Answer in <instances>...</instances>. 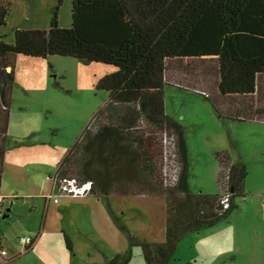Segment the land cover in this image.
Returning <instances> with one entry per match:
<instances>
[{
  "label": "trees",
  "instance_id": "obj_1",
  "mask_svg": "<svg viewBox=\"0 0 264 264\" xmlns=\"http://www.w3.org/2000/svg\"><path fill=\"white\" fill-rule=\"evenodd\" d=\"M60 3L57 0L50 10L47 29L15 28L12 44L0 36V183L16 57L56 55L84 65L112 66V72L95 85L107 93V99L53 177L74 179L77 184L91 182L89 193L101 200L124 236L126 249L106 264H128L136 246L144 264H168L185 236L214 227L236 210L234 200L246 195L247 168L240 159L232 160L236 148L229 141V149L214 154L220 193L203 194L189 188L182 127L163 112V88L169 84L166 66L168 70L170 62L182 59H214L217 92L233 98L229 104L236 111L235 120L264 122V108H257L253 100L258 79L264 77V0H70L66 28L58 23ZM8 6L0 0V27L5 25ZM164 133L173 137L180 163L177 181L170 187H164L161 172ZM73 158L76 171L67 174ZM223 193L229 195L226 209L218 202ZM139 194L164 197L162 242L134 237L108 203L109 195ZM64 242L71 251L66 235Z\"/></svg>",
  "mask_w": 264,
  "mask_h": 264
},
{
  "label": "rangeland",
  "instance_id": "obj_2",
  "mask_svg": "<svg viewBox=\"0 0 264 264\" xmlns=\"http://www.w3.org/2000/svg\"><path fill=\"white\" fill-rule=\"evenodd\" d=\"M3 1L9 6L0 36L8 44L13 43L15 28L47 29L50 10L57 5V0ZM69 1L58 5V23L64 28L70 25ZM112 70L109 65H84L56 55L16 57L0 184V237L5 259L15 256L7 264H100L103 257L94 245L107 258L120 247L126 249L124 236L102 203L99 213L91 194H60L51 190L49 180L107 99V93L95 85ZM164 76L169 84L163 88V112L182 127L189 188L217 194L214 154L229 149V141L237 151L231 153L232 160L240 159L247 168L246 195L234 200L236 210L214 227L185 236L168 264H264V123L235 120L236 111L229 104L233 98L217 92L212 58L172 61ZM253 100L257 108H264V77L258 79ZM175 153L178 160L177 148ZM76 164L73 158L67 174L76 171ZM176 164L179 175V160ZM66 198L71 208L80 207L79 215L62 210ZM108 203L134 237L163 240L162 196L111 195ZM64 234L72 242L73 256L64 247ZM26 236L37 238L38 244L24 252L18 239ZM131 251L128 264H144L140 248ZM0 264H4L1 257Z\"/></svg>",
  "mask_w": 264,
  "mask_h": 264
},
{
  "label": "built area",
  "instance_id": "obj_3",
  "mask_svg": "<svg viewBox=\"0 0 264 264\" xmlns=\"http://www.w3.org/2000/svg\"><path fill=\"white\" fill-rule=\"evenodd\" d=\"M177 164H176V155H175V142L173 137L168 136L167 134L162 135V177L164 187H170L174 185L177 181ZM56 190L60 194H66L73 197L84 196L86 193L90 194L91 182H85L82 184H77L74 179H62L56 180L54 177L51 180V190ZM50 198V195L48 196ZM228 193L221 194L218 199L219 205L222 209L228 207ZM54 202L57 201L54 199ZM18 242L25 247H28L32 244L33 239L30 237H21L18 239ZM6 251L1 247L0 248V257L5 260Z\"/></svg>",
  "mask_w": 264,
  "mask_h": 264
},
{
  "label": "crops",
  "instance_id": "obj_4",
  "mask_svg": "<svg viewBox=\"0 0 264 264\" xmlns=\"http://www.w3.org/2000/svg\"><path fill=\"white\" fill-rule=\"evenodd\" d=\"M245 121H255V120H245ZM244 121V122H245ZM264 123V122H263ZM7 130H8V127H7ZM6 136H7V133H6ZM6 139V138H5ZM6 153V152H5ZM4 156H5V154H4ZM3 163H4V157H3ZM218 171V170H217ZM216 175H217V172H216ZM216 175H215V184H216ZM247 177V176H246ZM1 184V183H0ZM216 186H217V184H216ZM244 186H245V183H244ZM218 188V187H217ZM220 193V190H219V188H218V192H217V194H219ZM91 203H93V207L95 208V209H97V210H99V213H101V200L97 197V196H95V195H93V194H91ZM113 196H131V197H138V196H140V197H147L148 195H142V194H139V195H113ZM151 196H162V195H151ZM151 196H148V197H151ZM108 197H111V195H109ZM163 197V196H162ZM83 199H84V197H82ZM87 198V197H86ZM95 198V199H94ZM163 199H164V197H163ZM64 203L62 204V210L63 211H71L72 213H74V215H79L80 214V212H81V209H80V207L79 208H71L70 206H68L69 205V203H71L70 201H69V199L68 198H66V199H64ZM164 206H165V201H164ZM65 207V208H64ZM104 213H105V211H104ZM164 220H165V208H164ZM165 223V222H164ZM65 235V234H64ZM27 237V236H26ZM163 239H164V231H163ZM38 239L37 238H35V239H33V243H32V247H31V249H34L35 248V246H36V244H38ZM63 241H64V238H63ZM70 241V240H69ZM163 241V240H162ZM161 241V242H162ZM70 243H71V246H72V242L70 241ZM0 244H1V247L3 248V243H2V239H1V237H0ZM64 245H65V242H64ZM65 248H66V246H64ZM74 247V246H73ZM94 248H95V252H96V254H98V253H101V255H102V260H101V262H100V264H106V261L107 260H109L113 255H115V254H117V253H121V252H123V249L124 248H119V250H117L116 252H114L109 258H107V256H104V252H101V250L102 249H100V247H98V246H96V245H94L93 246ZM4 249V248H3ZM66 250H67V248H66ZM69 251V250H68ZM73 252L74 251H72V249H71V251H69V253L71 254V256H73ZM90 256V254H87V257H89ZM12 257V256H11ZM2 261H3V259H2ZM3 263L4 264H7V263H5L4 261H3ZM71 263V262H70Z\"/></svg>",
  "mask_w": 264,
  "mask_h": 264
}]
</instances>
